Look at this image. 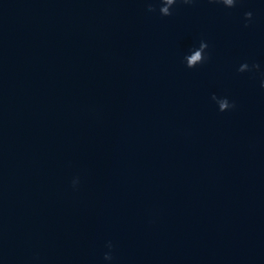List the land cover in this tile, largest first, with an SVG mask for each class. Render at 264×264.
<instances>
[{
	"label": "clouds",
	"instance_id": "1",
	"mask_svg": "<svg viewBox=\"0 0 264 264\" xmlns=\"http://www.w3.org/2000/svg\"><path fill=\"white\" fill-rule=\"evenodd\" d=\"M163 2H164L166 5H174L175 3H177V0H163ZM182 2L185 3V4H189V3L192 2V0H182ZM210 2H214V3H222V4L225 5L226 7L231 8V7H234V6L236 5V3L238 2V0H210ZM149 10H150V11L153 10L151 5H149ZM161 11H162V12L164 13V15H166V16L172 14L171 12H169V9H168L167 6H165L164 8H162ZM252 15H253L252 12H246V13H245V19H246V20H251ZM207 47H208L207 44H201V52H197L196 55H194L193 57H191V58L189 59V61H188L189 66L195 65V64L198 63V62H202V55H201V53H202L203 50H204L205 48H207ZM245 66H246V65H245ZM253 66H254V68H258V67H259V65H255V64H254ZM227 107H228V103H227V102H224V103L221 104V109H222V110L225 109V108H227ZM233 107H234V104H233ZM77 182H78V181H75V180H74V181H73V184L75 185ZM107 246L109 247V249H111V248H112V244H111V242H109ZM104 258L107 259V260H111L113 257H112V255H111V253L108 252V253H105Z\"/></svg>",
	"mask_w": 264,
	"mask_h": 264
}]
</instances>
